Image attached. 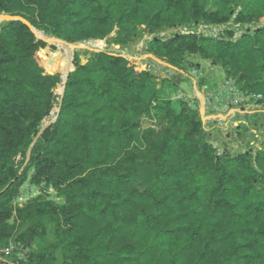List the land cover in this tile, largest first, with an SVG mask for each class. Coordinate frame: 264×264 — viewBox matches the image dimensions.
<instances>
[{
  "label": "trees",
  "instance_id": "trees-1",
  "mask_svg": "<svg viewBox=\"0 0 264 264\" xmlns=\"http://www.w3.org/2000/svg\"><path fill=\"white\" fill-rule=\"evenodd\" d=\"M244 2L217 0L209 9V0H0V16L31 26L0 25L6 264H264V151L219 153L199 110L170 96L180 81L159 83L115 52H75L58 110L63 76L43 69L55 47L33 32L122 48L149 36L146 50L158 61L185 71L200 56L264 105V27L250 29L264 18V0ZM232 22L243 30L238 37L194 31ZM177 28L186 31L157 36ZM55 119L19 176L42 124ZM27 181L42 194L17 208ZM11 244L23 260L4 253Z\"/></svg>",
  "mask_w": 264,
  "mask_h": 264
},
{
  "label": "rangeland",
  "instance_id": "rangeland-1",
  "mask_svg": "<svg viewBox=\"0 0 264 264\" xmlns=\"http://www.w3.org/2000/svg\"><path fill=\"white\" fill-rule=\"evenodd\" d=\"M250 2H255L256 4L258 0H245L243 4V8H245ZM217 0H209L208 8L214 9L216 7ZM252 4V3H251ZM3 24V22H0V25ZM259 27H264V18L254 24L250 27V29H255ZM231 29L236 33V37L240 36L243 33V30L238 26L235 25L233 22L225 25V26H218V27H199L197 29H194V31L201 32L206 36H214L219 37L221 34L224 33V31ZM186 31L180 28L177 29H167L158 34L157 36L161 39H167L170 36H172L175 33ZM34 33L37 35V37H42L47 41H50L55 47V51H53V60L52 62H46L43 64V69L48 74H61L63 76V81L65 80L66 73H67V67L70 62V56L66 52L65 48L66 46H63L61 44H58L55 42L54 37L46 36L43 33L34 30ZM151 38L149 36H141L139 35L138 38L127 48H122L119 46H108L106 42L104 41L102 45L94 46L90 45L89 43H77V44H69L71 48V52L74 55L75 52H82V51H89V52H96V51H109V52H115L123 55L124 57L131 60L138 68L149 70L152 72L155 76L159 77V83L163 79H176L180 81V88H178V91L173 94V92L170 93V96L172 98H180V94H185L187 96L186 101H188L192 106L197 108L200 112L201 118L203 122H205V128L210 133V141L213 144V146L219 151V153H222L224 151H227L231 154H239L244 152H253L255 153L257 150H263L264 151V111L259 110V112H253V114L250 116V123L245 122L244 118H240L235 116L228 124L224 123V120L226 119L225 114L229 112V108L237 107L238 112H241L242 107H249V106H258L256 100H251L248 103H237L236 105H231L230 102L235 99V97L228 95L227 91L225 90L226 82L233 83L232 81H229L226 77V75L221 71V69L211 62L202 59L200 56H194L190 57L188 61V68L185 71H179L168 64H165L163 62H156L151 55L147 52V43L149 42ZM118 47V48H117ZM74 57V56H73ZM157 60V59H156ZM164 65L168 66L166 71L162 70V67ZM205 82L203 86H200L201 82ZM196 83V85L194 84ZM234 84V83H233ZM195 85L196 89L199 92H204V98L206 96H209L212 94L213 98H216V95L221 93V95H218L219 100V110H215L212 107H206L207 113H205V108L201 109V106L197 100L192 99V97L195 95V90L193 89V86ZM237 88V87H236ZM238 89V88H237ZM61 90L62 86H60L56 92V103L57 108L59 110L60 106V100H61ZM240 93L243 95H255V94H248L245 92L240 91ZM205 101V100H204ZM222 104L223 106L229 105V108H224L223 106H220ZM205 105V103H203ZM206 106V105H205ZM247 112H249L247 110ZM251 113V112H249ZM208 117H214L212 119H206ZM216 120V123H213L212 120ZM236 123L237 125H234ZM44 124H47V122H44L42 124V127ZM219 124V126L217 125ZM242 125H245L244 127H241ZM212 126H217L218 128H212ZM41 127V129H42ZM40 129V130H41ZM240 133V134H238ZM227 135H229V138H227ZM216 140V141H215ZM226 144V145H224ZM42 193L38 188L33 187L29 181H27L20 189V192L18 194V197L14 201V206L19 208L23 207L32 199L37 198ZM49 198L50 200L54 201L56 204H61L62 200L59 199L53 190L49 191ZM13 251H17L18 258L20 260L24 259V253L22 252V249H18L13 244L10 245L9 249L5 250L4 253L6 255H11ZM5 264L7 263L6 260H4ZM1 264V262H0Z\"/></svg>",
  "mask_w": 264,
  "mask_h": 264
},
{
  "label": "built area",
  "instance_id": "built-area-1",
  "mask_svg": "<svg viewBox=\"0 0 264 264\" xmlns=\"http://www.w3.org/2000/svg\"><path fill=\"white\" fill-rule=\"evenodd\" d=\"M226 85H227V87L225 86L224 88L227 91L228 95H230V97L231 96L235 97V99H233L230 102V104L233 105V106L236 105L237 103H248L251 100L259 101V100L262 99V96L261 95H251V96H249V95H243L242 93L239 92V90L234 86L233 83L226 82ZM219 94L221 95V93H219ZM218 95H216V98H213L212 97V94L209 95V96H206V98L204 99L205 100L204 103L206 105L205 107H212L215 110H219V101H221L223 99H220L219 100ZM180 98L186 100L187 96L184 95V94H180ZM220 106H223V105L220 104ZM223 107L224 108L225 107L226 108H229V105H225ZM247 110L249 112H252V113L253 112H259V110H263L264 111V105H258V106L256 105V106H249L247 108L246 107H242L241 108V112L242 111L243 112H247ZM228 111L229 112L230 111H235L236 113L238 112L237 107H235V106L232 107V108H229ZM206 113H207V109H205L204 115H206ZM209 118L211 119L212 117H208L206 119H209Z\"/></svg>",
  "mask_w": 264,
  "mask_h": 264
},
{
  "label": "water",
  "instance_id": "water-1",
  "mask_svg": "<svg viewBox=\"0 0 264 264\" xmlns=\"http://www.w3.org/2000/svg\"><path fill=\"white\" fill-rule=\"evenodd\" d=\"M0 22H3V23H5V22H22V23H24V24H26L28 27H30L31 28V26H30V24L28 23V22H26L24 19H22V18H20V17H13V16H8V15H1L0 16ZM33 32H34V30H33ZM37 36V35H36ZM38 39H40V40H42V41H44V42H46V43H48L49 45H53L50 41H47V40H45L44 38H42V37H37ZM55 40V42L56 43H58V44H61V45H63V46H66V47H70V45L68 44V43H66V42H64V41H62V40H59V39H54ZM118 48V47H117ZM70 56V62H69V64H68V67H67V73H66V77H65V80L63 81V87H62V90H61V100H60V105L62 104V101H63V96H64V93H65V86H66V83H67V81H68V79H69V75H70V72H71V70H72V66H73V60H74V55L72 54V52H71V54L69 55ZM60 109V108H59ZM56 119H57V117H56ZM56 119L53 121V122H51V123H49V124H46V125H44L43 127H42V129L40 130V132H39V134L37 135V137L34 139V142H33V144L31 145V147L29 148V150H28V153H27V157H26V162H25V164H24V166H23V168L20 170V172H19V176L20 175H22V173H23V171H24V169H25V167L28 165V163H29V161H30V158H31V153H32V147L34 146V144L41 138V136H42V134L51 126V125H53L55 122H56ZM17 180V179H16ZM16 180H14L13 182H11L2 192H1V194L2 193H4V192H6L11 186H12V184L16 181ZM0 262H5L1 257H0Z\"/></svg>",
  "mask_w": 264,
  "mask_h": 264
},
{
  "label": "crops",
  "instance_id": "crops-1",
  "mask_svg": "<svg viewBox=\"0 0 264 264\" xmlns=\"http://www.w3.org/2000/svg\"><path fill=\"white\" fill-rule=\"evenodd\" d=\"M153 59H154V57H153ZM156 62H158V63H160L158 60H156V59H154ZM167 67L168 66H166V65H164V67H162V70L163 71H166V69H167ZM194 84L196 85V83L194 82ZM195 85L193 86V89L195 90V95L192 97V99H194V100H197L198 102H199V104H200V106H201V109H206V107H205V105H203V103H204V92H199L197 89H196V87H195ZM179 88H180V86H179ZM184 94V93H183ZM185 95V94H184ZM204 107V108H203ZM243 112V111H242ZM235 112V111H230V112H227L226 114H225V117H226V119L224 120V123L225 124H228L235 116L237 117V115H238V117H240V118H244V121L245 122H248L249 120H250V116L253 114L252 112L251 113H249V112ZM212 118H214V117H212ZM211 118V119H212ZM213 121V123H216L217 121L216 120H212ZM205 123V122H204ZM249 123H250V121H249ZM218 126H219V124H217ZM234 125H237L236 123H234ZM245 125H242L241 127H244ZM215 128H218L217 126H214ZM213 126H212V128H214ZM238 134H240V133H238ZM227 138H229V135H227ZM216 141V140H215ZM224 145H226V144H224Z\"/></svg>",
  "mask_w": 264,
  "mask_h": 264
},
{
  "label": "bare ground",
  "instance_id": "bare-ground-1",
  "mask_svg": "<svg viewBox=\"0 0 264 264\" xmlns=\"http://www.w3.org/2000/svg\"><path fill=\"white\" fill-rule=\"evenodd\" d=\"M64 48H66V47H64ZM70 51H71V48H68Z\"/></svg>",
  "mask_w": 264,
  "mask_h": 264
}]
</instances>
